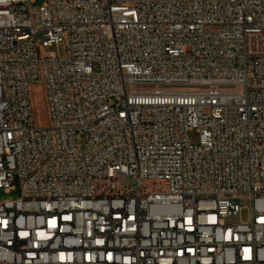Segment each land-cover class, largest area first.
Wrapping results in <instances>:
<instances>
[{
	"label": "built area",
	"instance_id": "2783aa9c",
	"mask_svg": "<svg viewBox=\"0 0 264 264\" xmlns=\"http://www.w3.org/2000/svg\"><path fill=\"white\" fill-rule=\"evenodd\" d=\"M37 1L0 0V264H264V0Z\"/></svg>",
	"mask_w": 264,
	"mask_h": 264
},
{
	"label": "rangeland",
	"instance_id": "374dc122",
	"mask_svg": "<svg viewBox=\"0 0 264 264\" xmlns=\"http://www.w3.org/2000/svg\"><path fill=\"white\" fill-rule=\"evenodd\" d=\"M42 0H38L36 2V5H39L41 3ZM50 51L59 54V55H63V47L61 45H52L50 47ZM30 96H31V103H32V107H33V111H34V115L36 118V122L37 124L40 125H48L49 124V114H48V108H47V101L43 92V88L40 85H34L31 87L30 89ZM189 137L192 143L196 142V132L195 131H191L189 133ZM80 146L82 147L83 144L80 143ZM119 184L125 188H131L132 182L130 179H126V178H122L119 181ZM144 186L147 189H154L155 187V183L154 182H149V181H143ZM15 192H13L12 194H14ZM8 197V194H3L1 193V197ZM13 197H15V195H13ZM244 208L241 210V212L238 214V216L230 218V222H238L240 219L241 220H246L248 218V210L246 207L249 206L248 203H243Z\"/></svg>",
	"mask_w": 264,
	"mask_h": 264
}]
</instances>
